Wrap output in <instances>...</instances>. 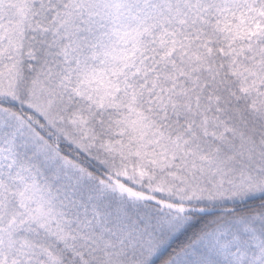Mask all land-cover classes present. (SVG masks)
<instances>
[{
    "label": "snow or ice",
    "instance_id": "obj_1",
    "mask_svg": "<svg viewBox=\"0 0 264 264\" xmlns=\"http://www.w3.org/2000/svg\"><path fill=\"white\" fill-rule=\"evenodd\" d=\"M0 264H264V0H0Z\"/></svg>",
    "mask_w": 264,
    "mask_h": 264
}]
</instances>
